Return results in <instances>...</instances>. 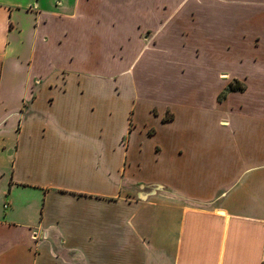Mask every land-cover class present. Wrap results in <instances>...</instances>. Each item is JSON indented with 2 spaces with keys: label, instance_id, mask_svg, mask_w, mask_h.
I'll use <instances>...</instances> for the list:
<instances>
[{
  "label": "crops",
  "instance_id": "obj_1",
  "mask_svg": "<svg viewBox=\"0 0 264 264\" xmlns=\"http://www.w3.org/2000/svg\"><path fill=\"white\" fill-rule=\"evenodd\" d=\"M0 264H264V0H0Z\"/></svg>",
  "mask_w": 264,
  "mask_h": 264
},
{
  "label": "trees",
  "instance_id": "obj_2",
  "mask_svg": "<svg viewBox=\"0 0 264 264\" xmlns=\"http://www.w3.org/2000/svg\"><path fill=\"white\" fill-rule=\"evenodd\" d=\"M231 87L234 89V88H237L236 86H235V84H231Z\"/></svg>",
  "mask_w": 264,
  "mask_h": 264
}]
</instances>
